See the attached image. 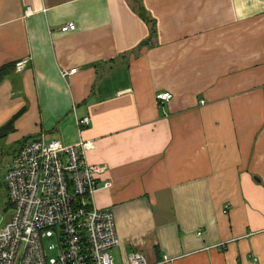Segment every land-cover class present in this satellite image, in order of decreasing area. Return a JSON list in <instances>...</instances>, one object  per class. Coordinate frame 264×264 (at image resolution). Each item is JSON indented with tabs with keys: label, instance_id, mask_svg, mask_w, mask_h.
Listing matches in <instances>:
<instances>
[{
	"label": "crops",
	"instance_id": "0c3cea01",
	"mask_svg": "<svg viewBox=\"0 0 264 264\" xmlns=\"http://www.w3.org/2000/svg\"><path fill=\"white\" fill-rule=\"evenodd\" d=\"M139 1L143 47L132 0H0V67L25 62L0 80L1 142L82 141L107 166L114 264H264V0Z\"/></svg>",
	"mask_w": 264,
	"mask_h": 264
},
{
	"label": "built area",
	"instance_id": "2783aa9c",
	"mask_svg": "<svg viewBox=\"0 0 264 264\" xmlns=\"http://www.w3.org/2000/svg\"><path fill=\"white\" fill-rule=\"evenodd\" d=\"M25 14H32L30 7ZM75 29L69 23L61 32ZM24 66L18 62L15 69ZM171 97L159 93L156 101ZM89 123L87 116L75 121L78 131ZM83 149L82 141L66 146L37 139L18 145L4 176L12 215L7 224L0 220V264H114L110 251L120 244L114 214L95 204L96 193L111 188L110 182L100 186L107 166L88 164ZM127 264L147 263L142 253L132 251Z\"/></svg>",
	"mask_w": 264,
	"mask_h": 264
},
{
	"label": "trees",
	"instance_id": "16d2710c",
	"mask_svg": "<svg viewBox=\"0 0 264 264\" xmlns=\"http://www.w3.org/2000/svg\"><path fill=\"white\" fill-rule=\"evenodd\" d=\"M135 5V11L136 13L141 17L142 20L148 25L150 36L149 39L143 42L140 47L146 46L151 42V39L155 37L156 35V26L155 22L150 18L148 13L145 11V9L142 7L139 0H132ZM15 68V64H6L2 67H0V80L8 75L11 71H13ZM17 115L14 116L7 124H5L3 127L0 128V142L4 140L10 133L14 131V122L17 119ZM27 139H24L20 142V145L26 141ZM11 209L10 203L7 201L5 206L3 207V212L5 214L9 213Z\"/></svg>",
	"mask_w": 264,
	"mask_h": 264
},
{
	"label": "rangeland",
	"instance_id": "374dc122",
	"mask_svg": "<svg viewBox=\"0 0 264 264\" xmlns=\"http://www.w3.org/2000/svg\"><path fill=\"white\" fill-rule=\"evenodd\" d=\"M29 141H31V137L28 138ZM4 141V140H3ZM21 142V139L18 140L16 143L13 144H5V142H1V147H0V160L2 161L3 164H6L8 161V154H10L11 150H14ZM5 215L3 212V209L0 208V216ZM49 255H53L52 253H49Z\"/></svg>",
	"mask_w": 264,
	"mask_h": 264
},
{
	"label": "water",
	"instance_id": "95a60500",
	"mask_svg": "<svg viewBox=\"0 0 264 264\" xmlns=\"http://www.w3.org/2000/svg\"><path fill=\"white\" fill-rule=\"evenodd\" d=\"M12 215V212L7 213L4 217H3V224H7L9 217Z\"/></svg>",
	"mask_w": 264,
	"mask_h": 264
}]
</instances>
